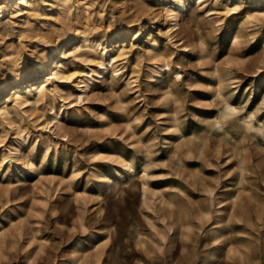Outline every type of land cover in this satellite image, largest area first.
I'll list each match as a JSON object with an SVG mask.
<instances>
[{
	"label": "rangeland",
	"instance_id": "obj_1",
	"mask_svg": "<svg viewBox=\"0 0 264 264\" xmlns=\"http://www.w3.org/2000/svg\"><path fill=\"white\" fill-rule=\"evenodd\" d=\"M183 1L0 0V107L73 73L0 117V264H264V0Z\"/></svg>",
	"mask_w": 264,
	"mask_h": 264
},
{
	"label": "bare ground",
	"instance_id": "obj_2",
	"mask_svg": "<svg viewBox=\"0 0 264 264\" xmlns=\"http://www.w3.org/2000/svg\"><path fill=\"white\" fill-rule=\"evenodd\" d=\"M13 1V0H11ZM19 1L18 2V6H20L21 4L25 5L27 8V11L33 10L36 8L37 6V0H16ZM47 1V0H46ZM164 1V0H163ZM53 2V1H52ZM173 4L175 5L174 8L169 9V15L171 17V20L174 21L173 25L170 27L171 30L178 28L179 26V21H178V12L181 8L186 7L185 3L183 0H173ZM257 2V1H256ZM45 3V2H44ZM58 3V2H57ZM14 4V3H13ZM51 4V3H50ZM258 4V3H256ZM261 4V3H260ZM263 4V3H262ZM11 5V4H10ZM57 6V5H56ZM168 7V6H167ZM166 7V8H167ZM1 10V9H0ZM26 10V9H25ZM2 13V12H1ZM15 13V12H14ZM190 13L192 14V12L190 11ZM21 14V13H20ZM23 14V13H22ZM253 17V15H252ZM21 21V20H20ZM14 22V21H13ZM19 22V21H18ZM260 22V21H259ZM23 26H28L29 25V21L28 20H24L21 21ZM20 23V24H21ZM18 24V25H20ZM6 27V24L0 19V31L4 30ZM60 27V26H59ZM168 29V30H170ZM9 31V30H8ZM7 31V32H8ZM43 31V30H42ZM5 34V33H4ZM7 35V34H6ZM39 37V36H38ZM45 43L46 44H50L52 43V41L50 39H45ZM54 43V42H53ZM125 44V43H122ZM133 44V43H132ZM101 45V44H100ZM134 45V44H133ZM51 46V45H50ZM62 46V45H61ZM79 46V45H78ZM104 46V45H103ZM122 46V45H120ZM43 47V46H42ZM52 47V46H51ZM66 46H64L65 48ZM54 48V47H53ZM58 48H55V52H58ZM107 47H105L101 53V58L100 60H98L97 62H95L98 65L99 71H96L97 75H100L101 73H104L108 68H109V64L112 65V60H114V56L111 52V50H106ZM64 50V49H63ZM60 52V50H59ZM58 52V53H59ZM74 49L70 47L65 48L64 51V57L70 53H74ZM34 57V54H33ZM59 57V56H58ZM71 58V57H70ZM77 58V57H76ZM37 62H36V67L41 69V72L44 73L45 75L47 74L48 71H50L51 75L48 78H45V80L41 81V82H35V83H29L30 80H28V84H24V85H17L15 86V91L14 93L16 94L15 97V106H9V105H4L3 107H0V117L5 120V119H11L14 115L19 113V107L21 106H25V104L30 103L31 102V98H44L46 97L50 92H54L56 94V96L54 97V99H56L58 91H57V87H52L50 88L48 85L50 82H52L53 80H59L61 78L67 79L72 81L73 80V73H68L67 69V63L63 60H57L54 62V64L52 65V63L50 62L51 59L49 57L43 58L41 56H37L36 57ZM106 59H109V61H107ZM79 60V59H78ZM1 62V61H0ZM164 68V66L162 67ZM40 72V73H41ZM84 72V71H83ZM94 72L95 69H90V71L88 72H84L83 74H87L90 75L91 78L88 81H85V83H83V85H81V92H79V96L80 98H82V94L87 93L88 90L92 87V85H94L96 77L94 76ZM42 77V76H41ZM80 77V76H79ZM99 77V76H98ZM41 80V79H40ZM73 82V81H72ZM80 85V84H79ZM80 87V86H79ZM12 88L10 84H7L1 91L2 94L0 95V99L5 98L8 94H10L12 92ZM13 102V101H12ZM35 103V101H34ZM4 104V103H3ZM27 107V106H26ZM230 111L234 112L235 108H232L231 106L228 107ZM55 109V102L52 104V109L53 110V115L51 117V120L48 121V126L50 128L52 127H57L60 123H61V119H62V114L61 112H57L54 111ZM66 109V108H65ZM237 110V109H236ZM221 114V112H220ZM25 115V114H24ZM228 115V112H224L223 114H221V116L225 119V117ZM236 115V114H235ZM234 115V116H235ZM230 117V115H229ZM218 118V117H217ZM246 118V117H245ZM244 118V119H245ZM247 123L250 127H254V125H252V115L250 116V118L247 120ZM45 126V125H44ZM45 129V128H44ZM21 132V131H20ZM22 133V132H21ZM28 135V134H27ZM29 136V135H28ZM23 143V142H22ZM19 146V145H18ZM134 164H132V161L130 162H126L125 164V169L129 170V172L134 171ZM133 175H131L132 177ZM141 177V176H140ZM143 178V189H144V198H146V177H142ZM112 181V180H111ZM124 189V188H123ZM120 200V199H119Z\"/></svg>",
	"mask_w": 264,
	"mask_h": 264
}]
</instances>
